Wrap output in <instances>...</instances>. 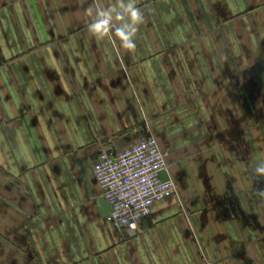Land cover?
<instances>
[{"label":"crops","instance_id":"obj_1","mask_svg":"<svg viewBox=\"0 0 264 264\" xmlns=\"http://www.w3.org/2000/svg\"><path fill=\"white\" fill-rule=\"evenodd\" d=\"M150 133L180 198L118 230L94 161ZM0 264H264V0H0Z\"/></svg>","mask_w":264,"mask_h":264},{"label":"built area","instance_id":"obj_2","mask_svg":"<svg viewBox=\"0 0 264 264\" xmlns=\"http://www.w3.org/2000/svg\"><path fill=\"white\" fill-rule=\"evenodd\" d=\"M163 172L167 178L162 177ZM94 176L112 207L107 219L118 230L139 232L142 221L158 203L180 198L178 183L171 177L165 153L153 133L118 153L99 152Z\"/></svg>","mask_w":264,"mask_h":264},{"label":"clouds","instance_id":"obj_3","mask_svg":"<svg viewBox=\"0 0 264 264\" xmlns=\"http://www.w3.org/2000/svg\"><path fill=\"white\" fill-rule=\"evenodd\" d=\"M127 7H128V11L130 12V16H131L132 21L134 23L140 21L141 20V14H140L139 10L134 9L131 4H128ZM106 23H107V21H100L96 24H93L91 26V30L94 33L103 34L107 31ZM134 32H135V29H133L132 32H126L124 30H118L117 35L124 42L125 47H127V48H134L135 47V45L131 39Z\"/></svg>","mask_w":264,"mask_h":264},{"label":"water","instance_id":"obj_4","mask_svg":"<svg viewBox=\"0 0 264 264\" xmlns=\"http://www.w3.org/2000/svg\"><path fill=\"white\" fill-rule=\"evenodd\" d=\"M162 177L163 178H166V175H164V173H162ZM100 204L103 205L104 210H105L104 212L108 216L112 212L111 205L109 204V202L105 198H103V199L100 200Z\"/></svg>","mask_w":264,"mask_h":264}]
</instances>
